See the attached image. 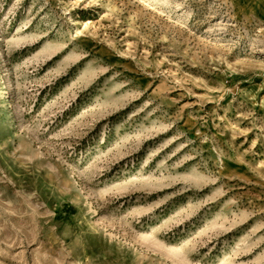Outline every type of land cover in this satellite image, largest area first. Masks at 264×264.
I'll return each mask as SVG.
<instances>
[{"label": "rangeland", "instance_id": "rangeland-1", "mask_svg": "<svg viewBox=\"0 0 264 264\" xmlns=\"http://www.w3.org/2000/svg\"><path fill=\"white\" fill-rule=\"evenodd\" d=\"M0 264H264V0H0Z\"/></svg>", "mask_w": 264, "mask_h": 264}]
</instances>
